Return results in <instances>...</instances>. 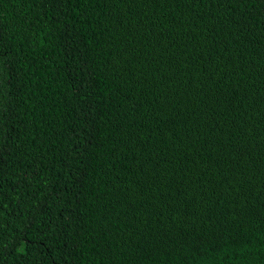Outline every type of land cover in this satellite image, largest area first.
Segmentation results:
<instances>
[{
	"label": "trees",
	"instance_id": "16d2710c",
	"mask_svg": "<svg viewBox=\"0 0 264 264\" xmlns=\"http://www.w3.org/2000/svg\"><path fill=\"white\" fill-rule=\"evenodd\" d=\"M0 264H264V0H0Z\"/></svg>",
	"mask_w": 264,
	"mask_h": 264
}]
</instances>
